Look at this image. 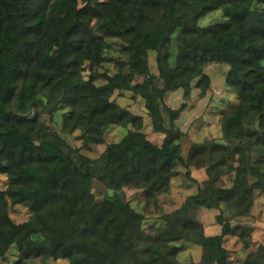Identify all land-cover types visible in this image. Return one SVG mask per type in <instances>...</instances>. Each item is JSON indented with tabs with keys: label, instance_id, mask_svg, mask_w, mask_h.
<instances>
[{
	"label": "trees",
	"instance_id": "obj_1",
	"mask_svg": "<svg viewBox=\"0 0 264 264\" xmlns=\"http://www.w3.org/2000/svg\"><path fill=\"white\" fill-rule=\"evenodd\" d=\"M216 11L222 21L204 24ZM177 30L174 63L167 65L164 47ZM110 44L119 54L117 71L84 79L81 66L109 62ZM211 62L229 66L225 82L240 101L221 117L227 143H193L184 155L179 112L165 98L188 92L194 81L204 96L203 67ZM136 77L143 79L133 83ZM124 91L144 101L153 130L164 136L160 145L139 132L140 117L110 100ZM34 101L50 115L69 107L62 133L78 130L95 143L109 125L133 129L88 162L57 132L42 133L29 117L6 111L22 113ZM178 167L193 182L191 168L206 167L207 179L142 237V217L124 202V186L153 197ZM0 174L8 178L0 191V257L16 246L15 264L40 256L69 264H180L186 243L201 249L200 264H232L223 246L230 224L219 218L221 233L206 236L196 212L224 205L245 216L254 192L264 191V0H0ZM227 174L231 185L218 186ZM94 180L104 187L100 198ZM7 200L30 209V219L12 224ZM243 264H264V245Z\"/></svg>",
	"mask_w": 264,
	"mask_h": 264
},
{
	"label": "rangeland",
	"instance_id": "obj_2",
	"mask_svg": "<svg viewBox=\"0 0 264 264\" xmlns=\"http://www.w3.org/2000/svg\"><path fill=\"white\" fill-rule=\"evenodd\" d=\"M223 19V14L216 11L206 18L204 24L220 22ZM180 30L172 34L171 41L164 47V57L167 65H173L175 56V47L177 37ZM113 43V42H111ZM111 50L108 51L107 57L109 62H105L97 67L91 68L88 64L81 66V75L87 79L90 74L96 75L104 71L112 75L117 71V65L114 63L119 57L116 51V46L110 44ZM156 54L150 52L148 59L153 70L156 69ZM229 70V66L225 63L211 62L203 67L204 74L208 78V87L205 95H199V88H196V81L191 84L188 92L177 90L169 92L165 98V103L171 109L179 112V117L175 123L177 127L185 134L181 141V151L184 155L188 152L189 146L193 143H206L210 141L225 142L222 139L221 132V117L228 113L240 100L239 97L226 85L225 75ZM142 77H136L133 83H140ZM97 84H102L103 81L97 80ZM120 108L127 109L133 115L141 118V126L139 132L143 133L146 138L156 145H160L163 135L153 130L150 119L147 116L144 101L131 92H115L111 99ZM27 110L22 113L17 112L13 106L6 108L7 112H14L29 117L31 125L36 129H40L42 133L50 134L57 132L68 144L71 150H78L88 162L96 161L105 151L108 145L120 141L128 130L133 129V125L120 126L117 124L109 125L103 129L101 140L95 143L91 140H85L83 134L78 130L71 134L62 133L65 118L68 115L69 107L57 106L53 115L42 109L41 103L34 101ZM89 141V142H88ZM67 148V149H68ZM179 170L176 176H173L166 189L161 190L153 197H147L142 189L134 187L133 183H129L123 188L122 198L129 206L137 212L142 221L138 232L144 236H151L156 229L160 228L164 223L161 217L170 213L184 203L190 195L197 192V188L202 182L207 179L206 167L191 168V177L195 180H189L185 176V169L178 167ZM232 174H227L221 177L217 185L229 187L231 185ZM252 182L253 179H250ZM220 182V183H219ZM8 187V178L4 174H0V191L4 192ZM96 198H100V192H104V187L97 181L93 182L92 189ZM106 192V191H105ZM109 195L111 191L107 192ZM1 203V201H0ZM6 212L12 224H20L26 222L31 217L30 209L15 204L7 200ZM199 222L202 224L204 234L206 236L219 235L222 230L218 219L224 223L230 224V235L224 239L223 246L228 251L229 259L232 264H243L247 255L255 250L260 245H264V191L257 190L253 194V203L250 211L245 216H238L232 209L227 210L225 206L222 209H208L206 207H198L196 212ZM11 229L12 226H8ZM181 243V242H180ZM179 243V244H180ZM245 243L249 245L244 248ZM187 247V248H186ZM200 257L197 256V250ZM200 248L190 243L182 246L177 261L180 264H200L201 252ZM19 259V252L16 246H10L3 256L0 257V264H15ZM22 264H69L64 259H48L44 256L37 258L30 257L25 259Z\"/></svg>",
	"mask_w": 264,
	"mask_h": 264
},
{
	"label": "crops",
	"instance_id": "obj_3",
	"mask_svg": "<svg viewBox=\"0 0 264 264\" xmlns=\"http://www.w3.org/2000/svg\"><path fill=\"white\" fill-rule=\"evenodd\" d=\"M187 248V247H186ZM197 250V256H199L200 257V253H199V251H198V249H196ZM201 250V249H200ZM201 252V251H200Z\"/></svg>",
	"mask_w": 264,
	"mask_h": 264
}]
</instances>
